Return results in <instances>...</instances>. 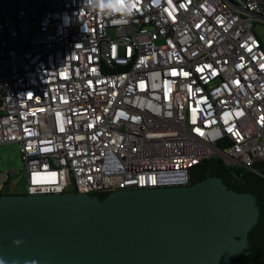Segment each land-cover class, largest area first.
Masks as SVG:
<instances>
[{
	"label": "built area",
	"instance_id": "2783aa9c",
	"mask_svg": "<svg viewBox=\"0 0 264 264\" xmlns=\"http://www.w3.org/2000/svg\"><path fill=\"white\" fill-rule=\"evenodd\" d=\"M259 22L264 0H0V144L19 143L25 192L187 185L212 156L262 174Z\"/></svg>",
	"mask_w": 264,
	"mask_h": 264
},
{
	"label": "water",
	"instance_id": "95a60500",
	"mask_svg": "<svg viewBox=\"0 0 264 264\" xmlns=\"http://www.w3.org/2000/svg\"><path fill=\"white\" fill-rule=\"evenodd\" d=\"M212 159L190 169L192 185L2 194L0 260L264 264V179L236 186Z\"/></svg>",
	"mask_w": 264,
	"mask_h": 264
},
{
	"label": "rangeland",
	"instance_id": "374dc122",
	"mask_svg": "<svg viewBox=\"0 0 264 264\" xmlns=\"http://www.w3.org/2000/svg\"><path fill=\"white\" fill-rule=\"evenodd\" d=\"M254 29L264 46V23H255ZM0 172L11 177L13 181L9 186L11 192L15 194L26 193L27 177L19 143L0 144Z\"/></svg>",
	"mask_w": 264,
	"mask_h": 264
},
{
	"label": "clouds",
	"instance_id": "9594fccd",
	"mask_svg": "<svg viewBox=\"0 0 264 264\" xmlns=\"http://www.w3.org/2000/svg\"><path fill=\"white\" fill-rule=\"evenodd\" d=\"M83 2L92 9H98L107 15H114L118 12L123 13L125 16H131L135 8V0H83ZM57 18L62 19V32L63 27H69L72 24V17L68 13L57 14ZM16 243H19L17 241ZM0 264H4L0 260Z\"/></svg>",
	"mask_w": 264,
	"mask_h": 264
},
{
	"label": "trees",
	"instance_id": "16d2710c",
	"mask_svg": "<svg viewBox=\"0 0 264 264\" xmlns=\"http://www.w3.org/2000/svg\"><path fill=\"white\" fill-rule=\"evenodd\" d=\"M211 159H212L213 163L221 164V166L224 169V171L230 173V175L232 177L230 182L233 183V182L237 181L236 186H238L240 184H244L245 185L246 181L243 178V175L245 173H251L252 172V173H254V174H256V175H258V176H260V177H262L264 179V171H263L262 174H258V173L254 172V171L245 169V168H243L241 166L228 165V164H226V162L222 158H220L218 156L208 157V158L204 159L203 161H201L200 163L194 165L190 169H192V168L196 169V167H199L200 165L204 164L205 160L209 161ZM189 174H190V171H189ZM11 183H12V179H11L10 176H8L6 181L0 187V195L8 194L9 192H11L9 190V186H10ZM187 185H192L191 184V174H190V179H189ZM97 192H104V191H97ZM92 193H96V192H92ZM73 194H75V193H73ZM89 194H91V193H89Z\"/></svg>",
	"mask_w": 264,
	"mask_h": 264
},
{
	"label": "flooded vegetation",
	"instance_id": "af4514ba",
	"mask_svg": "<svg viewBox=\"0 0 264 264\" xmlns=\"http://www.w3.org/2000/svg\"><path fill=\"white\" fill-rule=\"evenodd\" d=\"M189 179H190V174L188 175V181H189ZM13 192H9L8 194H12Z\"/></svg>",
	"mask_w": 264,
	"mask_h": 264
}]
</instances>
